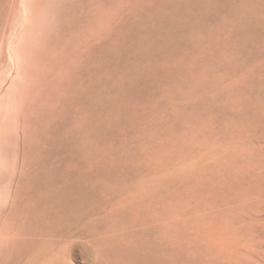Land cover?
Instances as JSON below:
<instances>
[{
  "label": "rangeland",
  "instance_id": "rangeland-1",
  "mask_svg": "<svg viewBox=\"0 0 264 264\" xmlns=\"http://www.w3.org/2000/svg\"><path fill=\"white\" fill-rule=\"evenodd\" d=\"M58 1L72 5L68 37L86 57L68 77V114L62 96L56 105L54 126L72 129L60 158L150 185L127 222L161 240L166 264H264V81L247 58V0H0L12 10L0 18L8 138L41 89L36 30Z\"/></svg>",
  "mask_w": 264,
  "mask_h": 264
},
{
  "label": "bare ground",
  "instance_id": "bare-ground-1",
  "mask_svg": "<svg viewBox=\"0 0 264 264\" xmlns=\"http://www.w3.org/2000/svg\"><path fill=\"white\" fill-rule=\"evenodd\" d=\"M71 9V4L58 1L43 28L36 30L39 43L33 58L41 89L20 114L22 122L16 124L15 135L5 136L7 127L0 122L4 128H0V264H166L161 240L151 237L147 228L132 229L131 224L135 227L137 223L134 219L127 222L136 213L130 204L149 196L150 185L133 184L129 170L70 166L60 158V153L71 154L72 129L54 126L53 120L68 114V77L71 70L82 69L86 58L80 42L71 44L68 37ZM247 11V58L258 57L255 66L264 81V0H247ZM4 12L9 17L12 10L0 3V18ZM42 98L49 102L48 107L43 108ZM57 104L63 105L62 113L55 115ZM8 160L13 175L5 184L1 171Z\"/></svg>",
  "mask_w": 264,
  "mask_h": 264
}]
</instances>
